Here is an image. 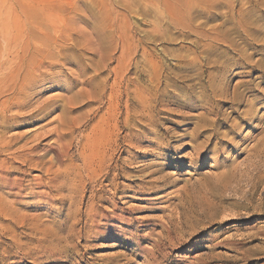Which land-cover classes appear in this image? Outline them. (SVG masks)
Masks as SVG:
<instances>
[{
	"label": "rangeland",
	"instance_id": "obj_1",
	"mask_svg": "<svg viewBox=\"0 0 264 264\" xmlns=\"http://www.w3.org/2000/svg\"><path fill=\"white\" fill-rule=\"evenodd\" d=\"M263 44L264 0H0L2 157L58 128L74 165L51 204L4 197L0 264H264Z\"/></svg>",
	"mask_w": 264,
	"mask_h": 264
},
{
	"label": "bare ground",
	"instance_id": "obj_2",
	"mask_svg": "<svg viewBox=\"0 0 264 264\" xmlns=\"http://www.w3.org/2000/svg\"><path fill=\"white\" fill-rule=\"evenodd\" d=\"M245 33H248V32L245 31ZM263 70H262V72H264ZM259 71H261V70H259ZM121 84L124 85V90H123V92H121V94L123 96L122 104H121V102H119V97H121V95L118 96L117 92L115 91L116 87L117 88H118V86H119V88L121 87L120 83H119V85H117L116 83L112 84L110 87L112 90V95L110 97V100L113 103V114H112L111 120L114 122V124H116L118 122V115H120L119 110H120V107H123V109H124L123 124L124 125H122V127L124 130L125 129L127 130L126 125L129 122V120H128L129 104H128V94H127L128 79L126 78V74H124L122 76ZM235 97H237V96L234 95V99H235ZM206 102L202 103L203 108H206L205 107V106H207V104H205ZM51 103L47 102L42 108H40L39 114H42L43 117H39L38 119L45 118L47 115H49V113L51 111V110H49L50 106L52 105ZM211 103H212V101H211ZM232 103H234V102H232ZM212 106H213V104H212ZM14 107H16L18 115L20 112H22L25 109L24 105L23 106L16 105ZM216 110H218L217 107H214V108L213 107H209V108L207 107L206 108L207 112L217 113ZM26 113H27L26 118L29 117L27 120L26 119L21 120L17 116L12 117L11 120L14 123L31 124L32 123L31 120H33L34 117L32 114H29L28 112H26ZM39 114L35 115V116L38 117V116H40ZM244 115H245V117L246 116L250 117V114H247L246 112H244ZM252 116H253V113L251 114L250 118H252ZM242 119H244V121H245V118H242ZM239 127L240 126H238V127L234 126L230 132L232 134L237 133V131L240 130ZM39 128L40 127H38L37 129H39ZM119 133H120V131H119ZM194 133H196V135H197V132L195 130H194ZM29 134H30V136L26 139L24 144L22 146H20L17 151L10 153L11 155L8 158L2 157V156H3V153L6 152L7 149L10 147V141L6 142V141H3L2 139H0V219H9V220L17 221V222L20 221L18 219V217L17 218L16 217H10L9 218L10 215L7 213V209L10 210V209H12V207L7 206V203H6V200L4 199V197L10 201V204L12 206H15L18 203V201H20L19 199H22L25 196H31L32 198H35L37 206H40L42 204H49V202H50V196L49 195L50 194L45 189L52 186L54 182H57V180H60L62 177L67 176L69 174V172L74 167V165H72V164L67 165V161H69V151H70L71 143L69 142V140L67 141V136H66V133L64 131L59 130L57 128V129H53V130H43L40 132H37L35 130V131H31V133H29ZM124 135H125V133H124ZM50 137H52V138L49 141H47ZM209 140H210V138H209ZM232 140H230V141L233 142ZM149 144L151 146L152 145L155 146L159 150L160 149H169V147H170V145L168 143H166L164 146H161V145L158 146V145H154L152 143H149ZM83 147H84V145L82 146V148ZM79 156L82 159V165H83L82 168L85 170H87V169L90 170L91 174L93 175V176L91 175V177L88 178V181L98 179L99 178V174H98L99 171L102 172V170L105 169V168L102 169V167H104V162H105L104 158L99 157V159L97 160V153H94L95 160L93 162H89L86 160V158L85 159L82 158V154H79ZM46 158H48V160L51 162V165L57 166L56 171L51 172V167H48L43 171V172L46 171L47 174L46 175L42 174V176H40L36 180H34L35 184L33 186L30 185V183L29 184L26 183L27 181L25 180L24 176L26 175L27 172L24 169L27 167L31 168L34 166L43 165L44 160ZM197 159H198V157H197ZM96 168H99V171H97ZM68 170H69V172H68ZM114 170H115V168H114ZM88 173H90V172H88ZM48 175H50L52 177H48ZM117 177H119V174L115 173L113 175V179L111 178V180L109 181L110 182L109 186H112L111 190L117 191L116 190L117 185H115V183H114L115 179ZM55 187H56V185L54 186V188ZM51 203H52V201L50 202V204ZM96 208H98V207H96ZM94 220H96V219H94ZM169 221H170V219H169ZM156 243H157V241L155 240L154 245H156Z\"/></svg>",
	"mask_w": 264,
	"mask_h": 264
}]
</instances>
